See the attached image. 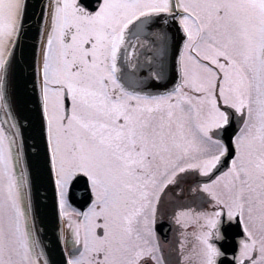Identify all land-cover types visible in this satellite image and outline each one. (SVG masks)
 <instances>
[{
  "label": "snow or ice",
  "instance_id": "6c2138e0",
  "mask_svg": "<svg viewBox=\"0 0 264 264\" xmlns=\"http://www.w3.org/2000/svg\"><path fill=\"white\" fill-rule=\"evenodd\" d=\"M0 264H264V0H0Z\"/></svg>",
  "mask_w": 264,
  "mask_h": 264
}]
</instances>
